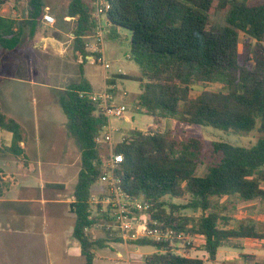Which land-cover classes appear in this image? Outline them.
<instances>
[{"label":"trees","instance_id":"obj_1","mask_svg":"<svg viewBox=\"0 0 264 264\" xmlns=\"http://www.w3.org/2000/svg\"><path fill=\"white\" fill-rule=\"evenodd\" d=\"M7 1L0 0V5ZM109 1L111 8L105 14L104 25L93 16L92 3L68 0L67 14L76 18L72 50L76 60L82 58L81 80L63 92L59 104L81 160L70 210L76 217L73 237L80 245L84 264L93 263L95 249L103 247L104 242L122 241L117 232L116 237L107 234L97 240H92L89 233L90 191L104 171L101 150L105 145L95 140L108 125V117L103 102L92 98V88L82 77V66L90 54L87 37L105 27L110 38H117L121 29L130 32V57L142 79L136 106L153 119L154 125L170 118L234 134H261L250 147L224 141L207 146L198 137L178 140L169 131L156 128L147 132L130 130L113 148L122 155V162L112 173L117 186L131 201L147 204V215L162 229L202 237L200 249L211 263L218 249L232 239L264 240V231L254 222L240 221L229 227L227 218L212 211L211 201L214 197H234L241 202L264 203V1ZM31 6L39 15L43 2L31 0ZM215 12H224V24L210 22ZM14 25L13 20L0 16V45L6 50L23 43L22 36L13 32ZM212 85L218 88H208ZM196 86L202 89L192 95ZM0 130L12 134L9 149L20 153V127L1 108ZM207 152L220 158L199 175L198 168ZM186 195L190 199L185 204L169 201ZM186 210L194 215L183 214ZM184 240L156 242L140 238L128 243L154 248V252L143 256V264H206L177 251ZM183 247L189 250L186 242Z\"/></svg>","mask_w":264,"mask_h":264},{"label":"crops","instance_id":"obj_2","mask_svg":"<svg viewBox=\"0 0 264 264\" xmlns=\"http://www.w3.org/2000/svg\"><path fill=\"white\" fill-rule=\"evenodd\" d=\"M42 2L39 15L31 6V0H9L0 5V16L15 22L13 32L20 34L23 40L12 50L0 45V108L7 117L16 121L21 130V141L17 147L20 153L9 149L12 134L4 137V131L0 130V264L19 263L10 262V257L3 253L10 238L26 239L33 254L35 252L36 262L23 264H84L80 245L73 237L76 217L70 210L81 167V160L80 167H77L80 154L66 141L71 139L66 128V116V121L58 116L55 119L52 109L53 105L60 106V93L81 80L79 63L82 58L79 56L76 60L72 50L76 18L67 14L68 0H59L58 4ZM46 13L54 18L53 24L43 20ZM103 24H106L104 20ZM105 30L109 33L107 27ZM88 39L92 41L90 37ZM87 63L82 66V77ZM5 82L13 84L4 89ZM33 96L37 97L36 103L40 102L51 110L44 113L45 123H59L66 129V132L46 131L43 138L60 141L41 144V134L30 130L24 100ZM108 96L111 98L112 94ZM54 152L57 155H53ZM66 185H70L72 190L69 196L63 197L61 193L66 190ZM97 187L100 186L91 187V196ZM9 221L17 225L13 226ZM103 227V220L93 215L89 229L92 240L106 238L107 234L110 237L108 229ZM100 229L102 237L96 233ZM128 244L104 242L103 247L95 249L92 264H143L133 262L132 255L138 254L132 253L130 247L135 246ZM108 246L115 247L116 262H97V250ZM123 258L126 262L121 261Z\"/></svg>","mask_w":264,"mask_h":264},{"label":"rangeland","instance_id":"obj_3","mask_svg":"<svg viewBox=\"0 0 264 264\" xmlns=\"http://www.w3.org/2000/svg\"><path fill=\"white\" fill-rule=\"evenodd\" d=\"M85 3L91 2V0H83ZM264 0H253V2H260ZM45 3L58 4L59 0H44ZM210 22L213 24H224V12H215L210 15ZM117 38H110L107 30H103V42L102 50L103 56L106 63L109 64V68L103 70L99 64L87 63L83 67V77L86 78L87 82L92 86V90L95 93H107L112 94L111 98L108 100V105L111 108H117L120 106L125 107V111L122 117L108 116V129L111 133L112 144L115 146L119 143L124 136V134L130 130H141L147 132L149 128H156L162 131H169L178 140H185L190 136L198 137L203 139L207 146L211 142L224 141L231 143L233 145H239L244 147L252 146L256 140L261 137V134L257 131H253L248 134H234L231 132H226L222 130H217L212 127L205 126H190L180 123L174 119H164L158 125L153 124V119L137 109L136 106V96L139 92V84L141 82V76L139 73V67L135 61L130 57V32L125 29H121L117 32ZM91 42V40H89ZM120 71V74H118ZM10 82L4 83V89H8ZM210 89H217L216 85L209 86ZM200 86L192 91V95H196L201 91ZM51 92V89H47ZM54 92V91H52ZM35 95V94H34ZM56 96V95H55ZM63 96V92L60 93L59 97ZM36 96L30 97L24 100V109L27 111L28 115V125L30 130L34 133L41 134V144L46 141L58 142L60 140H45L42 134L46 131L55 132H66V129L59 125V123H45L44 113L48 111L50 113V108H47L40 103H36ZM53 114L55 119L60 117L64 118L65 115L61 110L60 106L53 105ZM6 110V108H5ZM4 137L10 136L8 132H2ZM68 141V146H71L74 151L76 147L71 139H66ZM101 154L103 160L108 158L109 146L103 144ZM53 155H57L56 152ZM220 156H213L211 152H207L203 156L202 164L198 168V174L203 175L206 171V166L217 162ZM77 167H80V159L77 162ZM76 180V178H75ZM75 180L72 183H75ZM61 181V180H59ZM65 183H69L64 181ZM72 188L70 185H66V190L61 193L63 197L70 195ZM92 194L95 195V203L92 206L93 211H95L97 203L98 207H106L102 204L103 199L102 187H97L92 190ZM168 200V198H166ZM190 197L188 195L178 198L171 199L170 202L174 204H185ZM212 211L217 212L220 216L228 219L229 227H234L240 221H251L256 224L259 230L264 231V213H262V208H264V203L260 201L251 202H241L234 197H222V198H212ZM186 215H194L191 211L186 210L182 212ZM199 213L195 214L196 216ZM9 224L17 225L16 222L9 221ZM19 224V223H18ZM102 229V227H100ZM107 230V227H103ZM101 229L96 231L97 235H101ZM110 238L116 237V232L114 230H109ZM103 235H101L102 237ZM184 241L187 243L189 250L184 249L183 244L179 245L177 251L180 254L196 257L202 259L206 264H253V263H264V240L255 239H232L225 246L221 247L217 251L216 260L214 262L208 261V255L206 252L201 250V245L204 240L200 236H184ZM6 249L3 252L10 257V262H19L18 264H23V262H36L35 252L33 254V249L29 247L26 239L22 238H10L7 241ZM129 245V244H128ZM132 253L138 255H132L133 262H142L143 254L152 252L154 250L151 246L130 247ZM97 262H116L115 247L108 246L103 250H97ZM141 255V256H140ZM106 257V258H105ZM142 257V258H141ZM52 261V260H51ZM54 261V259H53ZM121 261L126 262L123 258Z\"/></svg>","mask_w":264,"mask_h":264},{"label":"built area","instance_id":"obj_4","mask_svg":"<svg viewBox=\"0 0 264 264\" xmlns=\"http://www.w3.org/2000/svg\"><path fill=\"white\" fill-rule=\"evenodd\" d=\"M92 5L94 7L93 16L103 23L106 12L111 8L110 1L93 0ZM42 18L48 24L54 23V18L50 14L46 13ZM104 22L106 23L105 20ZM91 39L92 41L88 43L87 47L90 54L85 57L86 62L99 64L104 69H107L109 65L104 60L102 50L103 30L97 29ZM92 98L99 99L103 102L107 117H122L125 107H109L108 100L110 97L107 93L93 94ZM107 129L108 125L105 127L104 132L95 140L98 144H107L109 146V154L108 158L103 161V174L97 184L94 185V187H102L103 199L101 203L105 204L106 207H98L99 204L97 203L96 209L93 211L92 206L95 203V195H92L90 199L91 209L89 219L92 221L93 215L100 217L107 229H112L114 232H117L124 243L140 238H149L156 242H172L174 239H184V235L181 233L176 234L171 229H162L157 221H153L147 215L146 212L149 209L147 204L141 203L140 201H131L117 186L118 180L112 177V173L117 165L122 162V155L114 152L111 133ZM122 141H124V136L120 142Z\"/></svg>","mask_w":264,"mask_h":264}]
</instances>
